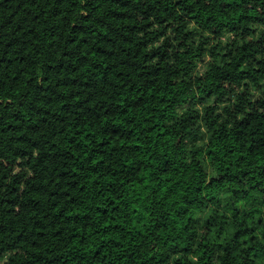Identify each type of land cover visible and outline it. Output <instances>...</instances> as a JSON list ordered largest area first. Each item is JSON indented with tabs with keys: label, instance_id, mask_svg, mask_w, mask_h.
<instances>
[{
	"label": "trees",
	"instance_id": "obj_1",
	"mask_svg": "<svg viewBox=\"0 0 264 264\" xmlns=\"http://www.w3.org/2000/svg\"><path fill=\"white\" fill-rule=\"evenodd\" d=\"M0 264H264V0H0Z\"/></svg>",
	"mask_w": 264,
	"mask_h": 264
},
{
	"label": "rangeland",
	"instance_id": "obj_2",
	"mask_svg": "<svg viewBox=\"0 0 264 264\" xmlns=\"http://www.w3.org/2000/svg\"><path fill=\"white\" fill-rule=\"evenodd\" d=\"M231 40H232V38L229 36V35H225L223 38H222V43L224 44V45H226V44H230L231 43ZM214 46H217L218 44H217V41L216 42H214V44H213ZM219 50V49H218ZM200 69L202 70V65L200 66ZM203 143V142H202Z\"/></svg>",
	"mask_w": 264,
	"mask_h": 264
}]
</instances>
